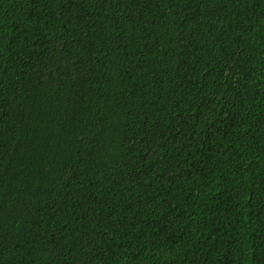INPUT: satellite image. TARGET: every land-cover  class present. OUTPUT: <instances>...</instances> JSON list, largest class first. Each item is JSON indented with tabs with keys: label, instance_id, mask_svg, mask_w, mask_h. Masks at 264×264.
<instances>
[{
	"label": "trees",
	"instance_id": "trees-1",
	"mask_svg": "<svg viewBox=\"0 0 264 264\" xmlns=\"http://www.w3.org/2000/svg\"><path fill=\"white\" fill-rule=\"evenodd\" d=\"M0 264H264V0H0Z\"/></svg>",
	"mask_w": 264,
	"mask_h": 264
}]
</instances>
